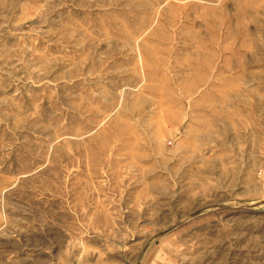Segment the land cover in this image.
Returning <instances> with one entry per match:
<instances>
[{
	"label": "rangeland",
	"instance_id": "1",
	"mask_svg": "<svg viewBox=\"0 0 264 264\" xmlns=\"http://www.w3.org/2000/svg\"><path fill=\"white\" fill-rule=\"evenodd\" d=\"M0 264H264V0H0Z\"/></svg>",
	"mask_w": 264,
	"mask_h": 264
}]
</instances>
